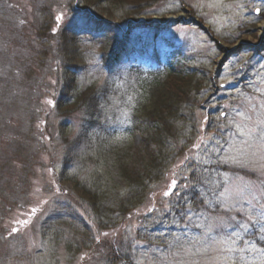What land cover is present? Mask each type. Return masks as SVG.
Returning a JSON list of instances; mask_svg holds the SVG:
<instances>
[{"label":"rangeland","instance_id":"obj_1","mask_svg":"<svg viewBox=\"0 0 264 264\" xmlns=\"http://www.w3.org/2000/svg\"><path fill=\"white\" fill-rule=\"evenodd\" d=\"M97 1L0 0V264H113V236L122 245L116 264H228L224 257L234 254L221 253L219 243L246 247L241 237L231 227L194 224L217 215L246 219L225 210L213 195L223 190L217 184H264V137L243 144L237 128L264 127V0ZM63 29L76 33L66 52ZM114 32L128 40L130 53L108 70L101 54ZM65 59L86 64L74 86L99 87L98 114L82 107L72 118L58 116L55 101L70 89ZM168 62L185 64L200 90L184 110L182 132L162 147L168 160L161 178L149 182L139 210L105 236L86 203L77 202L73 181L59 184L60 174L122 185L119 156L137 169L158 150L146 149L144 128L134 121L143 86L136 68ZM173 180L181 195L164 197ZM62 219L73 226L58 228ZM237 231L264 248V234ZM241 256L237 264H261L259 254Z\"/></svg>","mask_w":264,"mask_h":264},{"label":"trees","instance_id":"obj_2","mask_svg":"<svg viewBox=\"0 0 264 264\" xmlns=\"http://www.w3.org/2000/svg\"><path fill=\"white\" fill-rule=\"evenodd\" d=\"M104 1L110 2L111 0ZM97 3L103 4L99 0ZM130 4L131 7L135 8L136 4ZM90 11L88 14H90ZM94 18L97 17L90 18V22L94 23ZM100 26L98 22L95 23L93 31L97 32V28H100ZM63 30V49L66 52L71 45L69 40L73 42L76 39V33H73L70 29ZM103 48L101 57L106 69L109 70L114 65L121 63L122 57L127 55L130 50L128 40H119L116 32L109 39L106 38ZM65 60L71 66L69 69L70 73L65 74L64 79L70 89L68 91L64 88L61 89L60 95L62 96L57 97L55 101V107L59 113L58 116L72 118L82 107H88L87 109L91 116L98 114L101 107L99 87L96 85H89L85 88L79 85L74 86V82L78 79V73L85 69L86 64L81 63L80 60L76 61V63H71L75 61L74 59ZM184 65L170 63L156 70V72L145 74V77L141 78L143 80L141 81L143 85L141 87L142 94L137 97L139 106L136 110V119L134 121L140 120L139 126L142 129L144 128L143 132L145 134L142 136V143L146 149L148 146H156L158 150H153L146 159H142L143 164L137 169L131 168L130 162L126 159L128 156H119L115 162L120 181L123 182L122 185L119 182L112 184L108 181L104 182V184H100L95 180L92 183L83 182L68 176L67 173L60 174L59 184L66 182V180L73 181V190L76 193L77 202L79 204L86 203L87 209H89L96 221L97 229L103 233L117 231L123 225V221L131 213L138 211L144 204L148 196L149 182L161 178L163 168L168 160L162 147L166 146V143L171 139L177 138L182 132L185 118L184 110L186 106L194 102L195 91L200 90L196 74L190 73V70ZM66 141H70L69 144L72 145L70 138ZM13 170L16 171L17 166L13 167ZM60 221L61 224L58 228L65 229L73 226V222L63 219ZM58 233L60 234L61 232L58 231ZM80 245L78 248H80ZM107 245L109 258L113 264H116L118 257L116 252L122 245L120 247L117 245L115 236L108 240Z\"/></svg>","mask_w":264,"mask_h":264},{"label":"snow or ice","instance_id":"obj_3","mask_svg":"<svg viewBox=\"0 0 264 264\" xmlns=\"http://www.w3.org/2000/svg\"><path fill=\"white\" fill-rule=\"evenodd\" d=\"M257 13L260 12V9L256 10ZM63 19V14L58 15L56 17L57 23ZM56 29H53V32L55 33ZM48 104H52L51 100L46 101ZM223 116H227V113L222 114ZM241 115H244L247 120H251L250 116H247L243 113ZM237 128L239 129V138L241 140V143L243 144H249V141L245 139V137L253 136L257 138L264 137V127H257V126H247L242 127L240 125H237ZM217 145H220V141H216ZM215 151V149L213 150ZM219 151H223V147H219ZM237 151L241 153V156L244 155L243 149L237 148ZM234 159H236L234 157ZM212 183H215L214 181H210ZM223 190H219L213 193L218 200L223 204L226 211H231L233 209H236L238 211L243 212L246 219L245 220H237V217L231 216L227 220L220 215H217L214 218L209 219V222L207 225L195 223L194 226L198 229L203 228H228L231 227L233 231L235 232L236 236L241 237V242L243 244H246V247H223V242L219 243L218 250L221 253H232L234 255H226L224 258L228 261V264H237L236 256L243 254V256L251 255L253 259L257 254L261 257V264H264V248L257 249L256 244L253 243L251 239H249L248 236H241V232L237 231V229L242 230L243 233L249 234L250 236L255 237L257 235V232L264 234V184L260 185L259 188H257L255 185H244V186H236L234 188H228L227 185H220L217 184V188H221ZM173 194H176L177 196H180L181 194L178 192L177 189V181L173 180L172 183L169 185V190L165 191L163 193L164 197H171ZM33 213L36 211L35 209L31 210ZM187 219L189 222H192V213L191 210H189L188 213H186ZM200 217H197L199 219ZM208 219V218H206ZM234 222V223H231ZM25 224L28 223V221H24ZM18 229L13 227L11 229L12 234L17 233ZM105 236H107V233H104ZM260 239H264V235L260 236ZM241 256V258H243Z\"/></svg>","mask_w":264,"mask_h":264}]
</instances>
